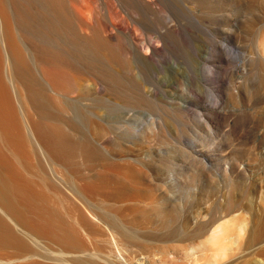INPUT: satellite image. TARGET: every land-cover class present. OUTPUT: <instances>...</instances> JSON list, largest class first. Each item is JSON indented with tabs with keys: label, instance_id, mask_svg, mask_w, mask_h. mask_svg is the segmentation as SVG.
Here are the masks:
<instances>
[{
	"label": "bare ground",
	"instance_id": "bare-ground-1",
	"mask_svg": "<svg viewBox=\"0 0 264 264\" xmlns=\"http://www.w3.org/2000/svg\"><path fill=\"white\" fill-rule=\"evenodd\" d=\"M181 10L171 0H0V264L132 260L129 233L108 231L90 204L102 200L91 177L101 183L118 171L108 164L95 176L83 171L104 161L99 152H109L115 141L122 145L116 154L121 158L125 145L150 143L156 123H163L161 113L155 119V107L165 109L162 103L173 96L160 76L154 43L179 57L170 43L185 36ZM191 35L195 64H189L186 88L199 80L202 67L200 35L197 30ZM261 48L264 58V41ZM69 175L75 191L56 181ZM251 183L254 194L258 188ZM228 201L230 209L232 198ZM151 211L117 208L114 215L123 226L135 227L148 222ZM249 211V221L215 216L205 221L198 246L208 264L242 243L264 255V216ZM229 234L231 242L223 243Z\"/></svg>",
	"mask_w": 264,
	"mask_h": 264
},
{
	"label": "rangeland",
	"instance_id": "rangeland-1",
	"mask_svg": "<svg viewBox=\"0 0 264 264\" xmlns=\"http://www.w3.org/2000/svg\"><path fill=\"white\" fill-rule=\"evenodd\" d=\"M171 1L181 7L186 25L185 36L172 40L176 46L170 43L178 58L162 42L154 43L160 50L155 56L163 67L160 76L173 96L162 103L165 109L155 107V119L161 113L163 123H156L150 143L125 145L121 158L116 154L122 145L115 141L109 152L99 150L104 161L83 171L95 176L103 164L118 171L101 183L91 177L102 200L90 204L107 221L108 231L131 236L126 243L134 257L125 264H208L198 244L209 217L249 221L250 207L264 216V0ZM194 30L200 35L202 67L199 80L186 88L182 83L190 81L189 64H195L189 48ZM135 35L142 37L139 31ZM141 51L153 52L150 47ZM127 136L135 138L131 131ZM69 177L56 181L75 191ZM251 182L258 188L254 194ZM143 206L152 208V216L139 226H123L114 215L117 208ZM114 240L125 245L117 236ZM231 240L229 234L223 243ZM96 243L107 252L103 241ZM234 246L232 255L217 256L210 264H259L256 259H264L245 243Z\"/></svg>",
	"mask_w": 264,
	"mask_h": 264
}]
</instances>
